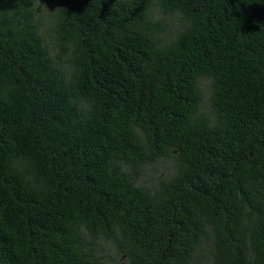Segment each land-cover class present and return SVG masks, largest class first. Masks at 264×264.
<instances>
[{
  "label": "trees",
  "instance_id": "obj_1",
  "mask_svg": "<svg viewBox=\"0 0 264 264\" xmlns=\"http://www.w3.org/2000/svg\"><path fill=\"white\" fill-rule=\"evenodd\" d=\"M34 1L0 0V264H264V0H53L66 67Z\"/></svg>",
  "mask_w": 264,
  "mask_h": 264
},
{
  "label": "rangeland",
  "instance_id": "obj_2",
  "mask_svg": "<svg viewBox=\"0 0 264 264\" xmlns=\"http://www.w3.org/2000/svg\"><path fill=\"white\" fill-rule=\"evenodd\" d=\"M33 9L35 10V19L38 21L39 34L46 44L49 55L55 57L54 60L58 66L66 67L68 54L60 53L53 33L52 13L55 10V2L52 0L45 3L43 0H35ZM153 16L155 19L162 22L164 30L166 31L177 29L181 25L180 19L172 14L157 9H155ZM197 87L202 96L198 106V112L212 119L213 114L206 101L208 96V81L206 79H200L197 83ZM173 168L174 165L170 157L159 159L154 164L144 169L141 181L146 183L147 187H152L154 186V182L164 178L165 174H170ZM149 174L153 175L152 180H154V182L150 181ZM96 245V248L93 250L96 257V263L94 264H124L125 258L120 256V251L113 241L101 238L96 242ZM207 247L208 240L205 239L202 245L203 252H206Z\"/></svg>",
  "mask_w": 264,
  "mask_h": 264
}]
</instances>
